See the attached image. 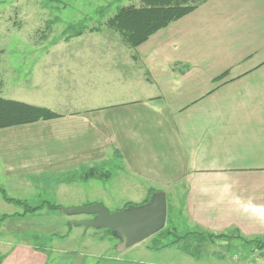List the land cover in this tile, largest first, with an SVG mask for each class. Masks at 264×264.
<instances>
[{
	"label": "crops",
	"instance_id": "0c3cea01",
	"mask_svg": "<svg viewBox=\"0 0 264 264\" xmlns=\"http://www.w3.org/2000/svg\"><path fill=\"white\" fill-rule=\"evenodd\" d=\"M99 33L59 40L62 52L31 59L43 63L1 95L60 115L0 128V187L16 198L34 183L88 182L96 168L108 180L115 159L121 204L169 192L189 236L218 246L206 260L130 264H264V0H205L134 49ZM16 205L0 194V223L27 213ZM13 250L0 264L46 262L28 243Z\"/></svg>",
	"mask_w": 264,
	"mask_h": 264
},
{
	"label": "rangeland",
	"instance_id": "374dc122",
	"mask_svg": "<svg viewBox=\"0 0 264 264\" xmlns=\"http://www.w3.org/2000/svg\"><path fill=\"white\" fill-rule=\"evenodd\" d=\"M129 4L139 6L141 2L138 4L137 0H0V95H10L16 90L18 80L22 82L26 71L30 70L34 63H43L42 59L36 62L31 59L45 53L62 52L66 45L58 41L83 27L86 29H83L80 35L89 36L91 32L97 36L95 33L100 35L99 32L103 30L104 35L118 34L108 28L105 22L118 6ZM98 25L100 26L98 32L89 30ZM3 85L5 91L2 94ZM112 161L113 165L105 167L110 173L108 180L102 176L103 169L98 167L93 174L96 178H90L85 183L76 180L60 188L57 185L39 182L17 190L16 199L24 201L28 206L33 207L41 203L45 206L41 210L27 212L21 216L15 215L0 223L2 261L13 255L16 245L26 243L45 251L47 258L44 264H130L127 260L141 258L170 261L172 259L168 258L173 257L178 262L180 256L188 253L205 259L210 251L218 248L205 238L189 236L191 229L184 227L180 217L174 214L179 208L177 201L179 202L180 198L169 192H166L167 212L163 226L165 229L123 250L116 248L115 237L107 228H85L82 225L70 224L73 216L66 214L58 206L98 203L94 201L98 200L99 196L104 201L103 205L110 211H116L125 205L120 203L125 195L124 190L121 191L119 187L124 185L123 181L127 180V177L120 161L115 159ZM117 167L120 169L117 170ZM178 193L179 197L181 191ZM47 204L55 205L57 209L47 207ZM16 206L18 213H23L25 206L22 204ZM74 216L86 217L84 214ZM171 225L176 228L173 232H167L166 228H171ZM185 234L188 235L186 238ZM182 235L184 236L182 241L161 249V246ZM235 240L228 241V248L236 249V244H241V241ZM263 245L261 243V246ZM147 246L158 247L151 252L152 258L142 255ZM255 246L260 247L258 244Z\"/></svg>",
	"mask_w": 264,
	"mask_h": 264
},
{
	"label": "trees",
	"instance_id": "16d2710c",
	"mask_svg": "<svg viewBox=\"0 0 264 264\" xmlns=\"http://www.w3.org/2000/svg\"><path fill=\"white\" fill-rule=\"evenodd\" d=\"M203 1L205 0H141V5L139 6L132 4L118 6L114 14L106 20L105 25L116 31L129 48L134 49L154 32L192 11ZM83 29H86V27L74 32L71 36L80 35ZM99 29L100 26L98 25L89 30L98 31ZM59 115L46 107L4 98L0 95V128L30 123L40 119L54 118ZM152 192H150V195ZM0 194L6 201L24 205L25 212L36 211L45 206L44 203L33 207L28 206L20 199L8 197L1 187ZM150 195L142 203L148 201ZM131 205L136 204L128 202L122 208ZM47 207L54 208L56 206L47 204ZM163 229L165 228L163 227L161 231ZM174 229L175 227L171 225V228H166V231L173 232ZM184 236H178L177 239L163 246L179 241ZM216 237H223V235H217ZM258 245L261 246L260 243ZM2 257L0 256V262Z\"/></svg>",
	"mask_w": 264,
	"mask_h": 264
},
{
	"label": "water",
	"instance_id": "95a60500",
	"mask_svg": "<svg viewBox=\"0 0 264 264\" xmlns=\"http://www.w3.org/2000/svg\"><path fill=\"white\" fill-rule=\"evenodd\" d=\"M66 214H84V218H72L70 224L85 228H107L118 239L116 248L123 250L160 231L166 220V196L164 191H154L148 201L110 211L101 203L58 206Z\"/></svg>",
	"mask_w": 264,
	"mask_h": 264
},
{
	"label": "built area",
	"instance_id": "2783aa9c",
	"mask_svg": "<svg viewBox=\"0 0 264 264\" xmlns=\"http://www.w3.org/2000/svg\"><path fill=\"white\" fill-rule=\"evenodd\" d=\"M251 264H259V262H253V263H251Z\"/></svg>",
	"mask_w": 264,
	"mask_h": 264
}]
</instances>
